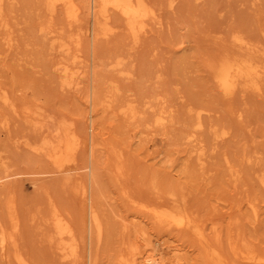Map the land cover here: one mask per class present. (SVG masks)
Here are the masks:
<instances>
[{"label":"rangeland","instance_id":"1","mask_svg":"<svg viewBox=\"0 0 264 264\" xmlns=\"http://www.w3.org/2000/svg\"><path fill=\"white\" fill-rule=\"evenodd\" d=\"M75 1L80 7V22L72 29L67 27L60 9L49 18L44 0L0 2V90L7 93L19 114L24 109L40 110L51 117L50 129L61 121H71L87 142L89 16L86 0ZM145 2L161 25L148 22L149 32L140 35L134 44L122 18L110 11L109 20L116 32L97 42L100 103L113 87L119 95L108 109L104 110L101 103L98 110V131L108 150L97 152L98 212L104 233L96 264H117L119 254L128 255L132 248L142 251L146 242L156 239L180 249V264H211L190 233L155 223L130 199L159 205L183 199L187 210L202 223L208 240L218 246L229 264H248L237 259L232 248H249L264 255V188L259 183L264 175V77L261 95L239 89L226 97L215 86L211 67L225 54L251 56L264 63L260 34L264 28V0H175L172 7L168 6L169 0ZM44 25L54 31L56 40L69 42L70 52L79 56L76 65L70 64V56L49 49L51 40L44 33L47 28L38 32ZM234 36L247 45L239 48ZM116 57L122 63L112 69L110 63ZM56 62L84 71L76 88L60 86L52 66ZM125 100L132 101L136 118L127 119L120 112ZM160 110L166 116L163 127L153 122ZM199 110L203 127L193 133L204 147L202 168L191 152L193 148L182 139L184 132H191L190 120ZM222 128L228 135L211 141V131ZM43 137L47 133L32 130L21 116L0 102V160L10 170H48L47 159L22 144H38ZM82 150L83 145L78 159ZM116 151L122 154L120 162L113 157ZM229 166L237 174V181L229 177ZM25 176L11 178L13 182L10 179L0 186V221L6 232L11 231L5 213L7 203L13 200L16 207V250L30 264H85V247L79 249L76 260L64 261L46 241L51 230L50 203L79 237L80 199L59 176L42 178L37 190L24 180L31 176ZM3 188H8L7 192ZM248 203L255 206L256 216ZM160 248L162 253L169 251ZM4 252L0 264H17L12 246H6ZM171 260L174 262V256Z\"/></svg>","mask_w":264,"mask_h":264},{"label":"bare ground","instance_id":"2","mask_svg":"<svg viewBox=\"0 0 264 264\" xmlns=\"http://www.w3.org/2000/svg\"><path fill=\"white\" fill-rule=\"evenodd\" d=\"M174 1L169 0L168 6L172 7ZM43 4L49 18L53 17L57 10L60 9L69 29L79 26L80 7L75 0H44ZM110 11L116 12L122 18L123 27L134 44L138 42L140 35L149 32L148 22L151 21L153 25H161L160 18L153 13L145 0H86V14L89 16L86 30L87 36L90 39L89 76L87 77L89 90L86 99L87 105L85 107L87 142H84L80 138L75 130L74 123L71 121H61L56 127L50 129L49 120L51 117L44 115L40 110L32 111L24 109L19 114L14 109V105L7 93L4 90H0V102L3 105L9 107L18 116H21L23 122L28 124L32 130L47 133V137H43L38 144H31L28 141H23L22 144L29 151L43 155L50 164L48 170L37 168L25 173L22 170L23 173H20L15 171V169L12 171L13 168L10 170L7 163L0 160V186L4 185L11 178L28 175L31 177L24 179L27 181L26 184L33 188L32 190H37V183L42 178L44 179V177L59 176L62 178V184L68 186L69 190L80 199V235L78 237L67 218L53 203H50L49 217L51 230L46 241L49 243V247L53 248L58 258L64 261L76 260L79 255V249L85 247V264H96L97 249L104 233L103 224L98 212L97 189L99 185L98 170L100 168V161L97 156L99 153L97 152L108 150V146L98 131V110L101 103L104 110L108 109L111 103L117 100L119 95V90L113 87L110 95H104V100L100 103L98 93L99 78L97 66L99 56L97 42L108 39L115 34L117 29L110 23ZM40 27L38 32L45 30L46 26L44 25V29ZM46 28L48 29V27ZM47 29L44 33L49 35L51 40L49 49L57 50L60 54L70 56V64L76 65L79 62V56L70 52L69 42L63 39L56 40L53 35L54 31ZM260 32L264 40V28L260 29ZM68 37L71 40L72 35ZM232 39L239 48L247 45L242 38L234 36ZM121 63L122 61L116 57L114 62L110 63V67L117 69L121 66ZM52 66L53 70L58 74L62 88H76L80 84L78 78L80 75H83L84 71L80 70L79 67H70L64 62H56ZM119 72L121 71L119 70ZM126 75L129 77L130 73L128 72ZM263 77L264 63L255 61L251 56L225 54L217 64L211 67V78L218 90L226 97H232L239 89L250 90L257 95H261ZM120 108V112L127 119L136 118L137 111L134 109L131 100H125L124 106ZM153 122L155 126L163 127L166 123L165 112L160 110ZM189 125L192 130L191 132H184L182 139H185L193 148L191 152L195 154L196 161L199 167L202 168L205 157L204 147L201 144L202 141L198 140L193 133L203 127L200 110L192 117ZM211 134V141L217 142L226 137L228 131L222 128L219 131H211ZM82 145V154L78 159V150ZM121 155V153L116 151L113 157L120 162ZM78 161H80L79 164H77ZM167 162L169 163V161ZM224 163L228 164V161L224 159ZM183 169H186V167L184 166ZM228 175L233 181L238 180L237 174L232 171L230 166L228 167ZM11 180L10 183L14 181L13 179ZM259 183L264 188V175L259 178ZM22 184H25V182H22ZM7 189L3 188V192L5 190L7 192ZM12 201L7 203L5 210L11 231H4L0 221V255L4 256L6 246L10 245L14 248L13 259L17 264H30L16 250L15 232L17 231L18 219L15 212L16 207L13 203L14 201ZM129 201L134 203L138 209L151 216L155 223L174 228L181 232L190 233L211 264H229L218 246L208 240L202 223L195 219L192 213L187 210L183 199L181 201L172 199L169 203L160 205L132 199ZM248 204L252 209L253 215L256 216L257 211L255 206L252 203ZM157 246L168 249V253H162L160 251L161 248L159 249ZM179 251L180 249L177 246L166 243L164 240L156 239L154 242H146L145 248L142 251L132 248L129 250L128 255L119 254L115 262L117 264H180L178 263L181 259L178 256ZM170 253L175 258L174 262L171 260L172 256L171 258L167 257V254ZM232 253L237 259L245 263L264 264V255L258 254L252 249L237 250V248L233 247Z\"/></svg>","mask_w":264,"mask_h":264}]
</instances>
